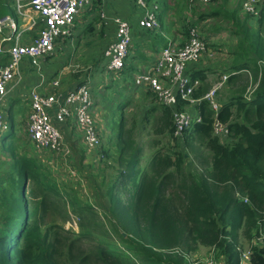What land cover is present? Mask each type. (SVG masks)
Segmentation results:
<instances>
[{"label":"trees","instance_id":"obj_1","mask_svg":"<svg viewBox=\"0 0 264 264\" xmlns=\"http://www.w3.org/2000/svg\"><path fill=\"white\" fill-rule=\"evenodd\" d=\"M9 3L0 0V17ZM249 17L224 15L242 39L228 71L231 97L218 114L203 99L209 91L205 71L191 76L204 83L192 95L201 123L176 138L172 108L158 104L145 114L143 123H153L147 146L155 149L145 168L137 118L128 126L120 114L110 142L118 166L107 189L110 228L92 205L69 193L63 198L48 169L20 154L11 141L5 145L9 160L0 161V264H190L189 257L201 248L217 251L225 264H241L243 240L249 244L250 264H264V1L257 31ZM249 84L258 87L248 100ZM190 105L180 99L178 109ZM216 120L228 125L225 143L214 134ZM161 138L182 141L198 172H189L185 155L171 142L161 146ZM109 153L103 150L102 156ZM27 181L34 185L29 193ZM20 189L25 214L19 225ZM68 207L79 219V233L45 223L48 210L67 221Z\"/></svg>","mask_w":264,"mask_h":264},{"label":"built area","instance_id":"obj_2","mask_svg":"<svg viewBox=\"0 0 264 264\" xmlns=\"http://www.w3.org/2000/svg\"><path fill=\"white\" fill-rule=\"evenodd\" d=\"M95 0H14L16 15L22 20L28 19V26L20 28L17 20L11 16L0 20V135L11 130L8 121V106L6 101L15 82L21 80L20 65L28 59L33 68L42 78L38 87L29 94L31 113L27 124V136L38 152H50L64 159L72 156V150L67 145L63 125L73 122L83 132V140L88 148L97 149L102 145L95 118L92 113L94 93L91 86L82 84L75 89L61 90L60 82L55 79L47 81L41 65L42 60L53 57L58 53V45L67 38H74L77 19L88 12ZM143 9V16L139 26L147 30H157L160 26L158 15L155 13L158 6L148 8L146 0H137ZM264 0H244L242 11L244 14L258 17ZM212 0H190V6H209ZM27 9L40 16V20L32 18ZM155 10V11H153ZM42 24L38 35L30 42L23 43L22 36ZM116 40L112 41L104 51V56L109 60L107 68L112 72L125 69L132 46L131 23L117 18ZM9 34L5 35V30ZM189 41L183 46L168 45L163 48L159 63L152 65L147 72L141 73L136 78V87L143 88L152 93L158 103L174 110V124L176 138L181 137L193 125L201 123V116L193 117L186 110L178 109L179 100L196 104L192 98L194 91L200 85L187 75L189 63L197 62L206 52V43L200 36L199 29L191 30ZM10 58V63L5 64L3 58ZM229 75L225 74L217 80L203 99L210 104V108L218 114L222 108L219 100L221 91L225 88ZM15 81V82H14ZM14 82V83H13ZM49 84L48 88L45 86ZM252 86V85H251ZM258 84L248 88L246 98H252ZM6 110V111H5ZM5 111V112H4ZM214 134L221 142L225 143L229 137L228 125L216 120ZM247 202L248 200L245 199ZM79 220L71 217L68 225L79 228ZM264 221V214H263ZM75 232V231H74ZM78 233V232H76ZM215 256V251L214 254ZM214 256L208 257L204 262L195 261L193 264H225ZM241 264H250L251 254L248 250L242 252Z\"/></svg>","mask_w":264,"mask_h":264},{"label":"crops","instance_id":"obj_3","mask_svg":"<svg viewBox=\"0 0 264 264\" xmlns=\"http://www.w3.org/2000/svg\"><path fill=\"white\" fill-rule=\"evenodd\" d=\"M8 1L10 2L9 11L6 15L0 17V20L4 17L11 16L17 20L20 28L27 27L29 20L25 19L24 21L22 20V18H19L15 12L14 2L12 6L11 1L10 0ZM243 1L244 0H224V13L213 10L209 13V15L197 16V11H200L201 7H203L202 9H204L206 7H209L210 5L202 6L198 4L195 5L194 7H191L190 0H146L147 7L149 9L153 8L155 5L158 6L157 11L153 10L158 15V20L160 23V26L157 30H147L139 26L138 23L143 16V9L140 7V4L138 3L137 0H130L128 5L129 9L123 8V3L125 4L123 0H102V4L100 5L95 4V7H92L88 12L84 13L83 14L84 17H82L80 20L81 29L77 31V37L70 40V44L76 41L77 38L83 32V30L86 29L84 28L86 24H90L91 21L93 22L94 19L98 17L99 19L98 21H101L105 24L106 30L109 31L107 32L109 36H113V34L116 33V25L114 23L115 19L120 18L129 21L131 23V31H132V46L130 50V58L127 61L126 67L124 70L119 72H112L109 71L107 67L100 66L101 52L98 55V46H97V48H95L92 51V55H91V58L93 57L95 58V60L97 59L95 70L93 72V78L95 79L94 80L92 78L89 79L90 77L86 76L85 78L81 77L78 81L68 83L69 85H67L68 88L66 90L75 89L78 86H81L82 84H86V83L91 86V89L94 93V104L92 108V113L95 118L96 126L102 142L100 148L97 149L88 148L87 145L84 143L82 130L79 129L76 124L70 122L66 125H63L64 126L63 131H64L66 143L71 148V150L72 148L74 149L75 145L78 143L77 140L80 139L81 140L80 143L83 145L84 151L87 153L84 161L87 158H90L92 160L94 158L97 160V162L101 163L102 161L101 158L103 157L102 151L105 150L106 148L108 149L111 148L114 151L113 153H116L115 152L116 148L110 146L114 126L113 124L109 126L107 123L112 122V118L118 122V116H119L118 111L121 107L118 106L116 109L115 106H110L109 104H106L104 101H102V97L106 95L109 96L111 94V90H109V88L115 87L113 86L115 81L118 82L119 87L117 88L120 89L123 86H125V84H131V86L133 87L132 91L133 92L136 91L140 93L134 96L131 95L130 99L141 103L142 107L144 104H146L147 106L145 109H143V111L148 112L149 110L154 108L156 104L151 102V98L147 96L148 94L151 95L152 93L146 92L143 88L138 89L136 87V78L141 73L147 72L152 65L159 63L163 48L167 47L168 45H175V46L185 45L190 39L191 36L190 32L193 28L197 27L199 29L200 36L205 41L207 49L205 54L199 59V61L192 62L190 66L187 67V75L190 76L191 78L194 72L205 71L206 82L209 84V90H210L213 84L217 80H219L218 78L219 74L220 75L229 74L228 71L233 66V60H234V57L232 56V52H234V50L236 49L239 40L242 39V35H237V29L234 23L231 20H225L224 15L227 13L235 12L237 13V16L241 20H244L246 17H249L246 14H244L242 11ZM186 2H187V8L185 6ZM27 12L32 18L37 19L38 21L40 20V16L37 13L33 12L32 9H27ZM216 14H220L222 20L215 22L213 19L220 17L217 16ZM249 18L253 29L257 31L259 28L258 18L251 16ZM19 21H22L21 25ZM207 21H209L208 22L209 24H206ZM211 23L213 24L212 28H211ZM198 26H200L201 28H199ZM41 27L42 24L40 23L37 28L25 33L24 36H22V42L30 43L38 35L39 29ZM75 30H74V34H75ZM7 31L9 34V30L6 29L5 35H8L6 34ZM63 42L65 41L60 42L58 48L59 51L64 52L65 55L68 46L66 44L63 45ZM96 45L97 44H93V48ZM216 45H220L224 47L222 48L224 54L218 52L217 48L211 47ZM57 59L58 58L54 59L53 57L51 59L42 60L41 65L44 70L43 73L45 79L47 81H49V79L58 80L61 85L60 89L63 90L65 84L63 74L65 72H61L60 75L57 76L56 74L50 75L51 65L54 64L57 61ZM3 62L5 64H9L10 58L4 57ZM23 63L24 61L20 65L21 80L19 83H16L14 81L16 86L14 90L11 91V94L9 96V98L13 102L9 106L7 117L11 126L10 131L19 136V133L22 130L20 129L21 126L18 125L19 123L18 121L20 120V118L25 117L26 115L27 117L25 123L26 129L25 127H23L22 132L23 135L27 138V124H28L29 115L31 113L29 94L33 88L39 86L40 82L42 81V78L39 76V74L33 68L32 65H31L32 67L31 72L28 73L26 72L25 69L23 70L22 68ZM56 65L57 64H54L53 67H55ZM48 86L49 84L45 86V89L48 88ZM200 86L201 87L204 86V83L202 84L200 83ZM224 89L226 92V96L228 98L231 97V94L229 93V87L226 86ZM224 89L221 91L219 95V100L222 106H223L222 98L224 99V94L222 93H224ZM47 90H52V89L48 88ZM120 95L123 94L121 93ZM122 99H126L125 95L122 96ZM155 101L158 103L156 98ZM120 104L122 107H124L123 105H126V102H121ZM24 108L27 110V112L26 110H24ZM120 110L122 112V109ZM184 110H186V112L191 116L193 114L199 116V112L197 111V103L191 104ZM109 111L113 112L111 118L107 114V112ZM103 114L107 116L106 121L102 119ZM18 136L17 138H19ZM68 138H70L71 141ZM5 141L3 142L6 143ZM29 148L28 149L31 152L27 153L25 151L24 153H20V154L27 155L29 158H33L43 167L48 169L55 178L56 185L59 190L61 187L63 188L64 185L69 184L62 182L63 181L62 174L60 175V177L58 176V178H56L51 170V167H54L53 164H55V167L58 166V168L65 167L69 169L70 166L68 165V162L70 163V165L74 163L77 164L78 158L76 157L75 152L73 150H72V156L67 161L66 159L60 157L59 155H55L50 152H38L33 147V145L29 146ZM2 155L4 156L3 152ZM80 159L81 158L79 156V163H80ZM89 163H92V161ZM70 172L73 175L74 180H76L77 185L80 184L81 186V184L86 183L85 179L82 177L83 173L81 174V172H79L77 168L76 170L70 168ZM65 189L69 193V189L68 188Z\"/></svg>","mask_w":264,"mask_h":264},{"label":"rangeland","instance_id":"obj_4","mask_svg":"<svg viewBox=\"0 0 264 264\" xmlns=\"http://www.w3.org/2000/svg\"><path fill=\"white\" fill-rule=\"evenodd\" d=\"M10 1H11L12 6H13L14 0H10ZM123 1L125 2V4L123 3V8L129 9L128 5H129L130 0H123ZM185 6L187 8V2L185 3ZM202 8L203 7L200 8V11H197V16L209 15V13L213 10L224 13V0H212L209 7H206L204 9H202ZM82 17H84L83 14L76 21V30H75L74 38L77 37V31H79L81 29L80 20ZM98 20H99L98 17H96L93 22L92 21L90 22V24H86V25L84 24L85 25L84 28H86V29L83 30L81 35L73 43L70 44V40H71L70 38H67L65 40V42H63V45L66 44L68 46L65 55H64V52L59 51L54 56V59L58 58L57 61L54 63L57 65L55 67H53L54 64L51 65L50 75L56 74V76H57V75H60L61 72H65L63 74L64 83H65L63 90H66L68 88L67 87V85H69L68 83L78 81L81 77L85 78L86 76H89L90 77L89 79H91V78L93 80L95 79V78H93V72L95 70V65H96L97 59L95 60V58H93V57L91 58V55H92V51L95 48H97V46H98V55L101 52V54H100V57H101L100 66H104V67L108 66L109 60L107 58H105L104 51L107 48V46L109 45V43L116 40V33H114L113 36H109L107 34V32H109V31L106 30L105 24L101 21H98ZM213 20L215 22L220 21V20H222V17L220 16V17H217L216 19H213ZM208 22L209 21H207L206 24H209ZM19 23L21 25L22 21H19ZM212 25L213 24L211 23V28H212ZM198 27L201 28L200 26H198ZM6 34H8V31L6 32ZM107 43H108V45H107ZM93 44H97V45L93 48ZM211 47L217 48L218 52L224 54V51H222V48H224V47H222L220 45L211 46ZM190 64L191 63H189L188 66H190ZM22 68H23V70L25 69L26 72H28V73L32 71L31 63L28 59L24 60ZM221 76H223V74L222 75L219 74L218 78H221ZM118 80H120V79H118ZM250 84H249L248 88L252 90L253 85L251 86ZM113 86H115V87L109 88V90H111V94L109 96L106 95V96L102 97V101H104L106 104H109L110 106H115L116 109L118 106L122 107L120 104L121 102H126V105L124 107H122V112L120 110L121 108L118 111V114H119L118 120H119L120 114L123 113L124 119H126V123L128 124V126H131L132 123L134 124L135 123L134 118H137L138 128L136 131V138H137V141L139 144L144 145L142 167L145 168L149 162V159L152 156V153L155 150V149H149V146H147L149 141L152 139L151 134L153 133V123H150V124L143 123L144 116L147 113L146 111H143V109H145L147 105L144 104L142 107L141 103L130 99L131 95L134 96V95L140 93V92H136V91L133 92L132 91L133 87L131 86V84H125V86H123L120 89V88H117V87H119V85H118V82L115 81ZM121 93L123 95H125L126 99H122L123 95H120ZM222 94H224V99L222 98V103H223V102H226L228 100V97L226 96L225 89H224V93H222ZM147 96L149 98H151V102L155 103L156 106L158 105V103L155 101V96L153 94L152 95L148 94ZM12 102L13 101L10 98H8L6 101V106H8V108H9V106L12 104ZM24 110H26V109L24 108ZM26 112H27V110H26ZM112 113L113 112H111V111L107 112V114L110 118L112 117ZM192 116L196 117L195 114H193ZM26 118L27 117L25 115V117L20 118V120L18 121L19 122L18 125L21 126L20 129L22 131H23V127H25ZM102 119L104 121H106L107 116H105V114H103ZM107 124L109 126H111L113 124V126H114L113 131H114L116 126H117V121H115L112 118V122H109ZM25 129H26V127H25ZM22 131L19 133V136L15 134L19 138L14 139V140L12 139V136H11L12 132L10 133V131L6 132L5 134L0 135V161L5 160V159L9 160L7 155H4V156L2 155V152H3V147L5 145L8 146L10 141H11L12 145L16 147V150L19 153H24L25 151L27 153L31 152L29 150L30 149L29 146H32V144H31V142H29L30 140H29L28 136L26 138L23 135ZM154 136L155 135H153L152 137L155 138ZM68 139L71 141L70 138H68ZM5 140H7V141H5ZM3 141H5L6 143H4ZM80 141L81 140L78 139L77 140L78 143L75 145L74 149L72 148V150L75 152L76 157L78 158L77 164L74 163V164L70 165V163L68 162V165L70 166L69 169H67L65 167L58 168V166L55 167V164H53L54 167H51V170H52V172L56 178H58V176L60 177V175L62 174V176H63L62 182L63 183H69V184L64 185L63 188L62 187L60 188L61 194L64 195L63 198H66V196L68 197V195L66 194L67 190L65 189V188H68L69 194H71L72 196H76L78 199H80L85 204L92 205L95 208V210L97 211V213L99 214L100 219H102V221L110 228L109 224L111 222L110 221L111 216H110V213H108V211L110 209V201L107 197V189L112 184L114 178L117 175L118 166L115 163V159L117 158V156L112 154L113 150L111 148H109V149L106 148L105 150L110 152L109 157L105 158L103 156L101 158L102 159L101 163L97 162V160L94 158H93V160L90 158H87L84 161L87 153L84 151V147L80 143ZM161 142H162L161 146L167 144L168 142H171L172 146H174V147L176 146L175 149L177 151L182 152L185 155V165H186L187 170L189 172L194 173V174H196L198 172L197 165L193 160L194 157L185 148L182 141H180V140H178V141L173 140L172 141V139H170V138H161ZM79 156L81 158L80 163H79ZM67 161H68V159H67ZM91 161H92V163H89ZM70 168H72L73 170H76V168H77L79 170V172H81V174L83 173L82 177L85 179L86 183L81 184V186H80V184L77 185L76 180H74L73 175L70 172ZM65 180H67V181H65ZM73 182H75V183H73ZM21 185H23V183ZM26 187H27V193H29L30 190L34 187V185H32V183L30 181H27ZM72 189H74V190H72ZM22 192H23V190L20 191V202H19L20 206H19V212H18V223H19V225L21 224L22 219H23L24 214H25V212H24L25 203H24V199L22 196ZM69 201H70V199H69ZM59 210L61 211V209H59ZM68 210H69L71 216L69 215L70 218L65 222H63L64 219L61 218L62 215H58L55 212H53L52 210H48L46 213V216H45V223L49 225V224L56 222L57 224L64 225L67 230H72V231L79 233L80 232L79 228L76 231L75 228H72L68 225V223L71 222V220H70L71 217L76 216V215H74L73 210L71 211L69 209V207H68ZM75 220H76V223L78 222V226H79V220H77V219H75ZM242 243L244 245L245 252H247L249 250V244L244 240ZM212 254H214V250L208 249V248H201L200 251L198 252V254L189 257V262H190V264H193L195 261L204 262L208 257L214 256ZM214 257L217 260L222 261V259H219L220 253H218L217 251H215Z\"/></svg>","mask_w":264,"mask_h":264}]
</instances>
